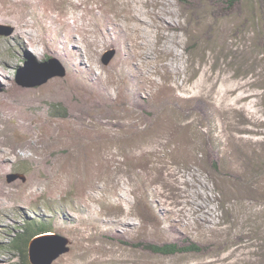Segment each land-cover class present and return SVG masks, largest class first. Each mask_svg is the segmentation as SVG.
I'll return each instance as SVG.
<instances>
[{
	"label": "rangeland",
	"instance_id": "374dc122",
	"mask_svg": "<svg viewBox=\"0 0 264 264\" xmlns=\"http://www.w3.org/2000/svg\"><path fill=\"white\" fill-rule=\"evenodd\" d=\"M188 13L0 0V264L37 218L68 240L52 264H264L259 25L237 13L197 30ZM48 60L65 76L25 86ZM172 243L196 249L143 247Z\"/></svg>",
	"mask_w": 264,
	"mask_h": 264
},
{
	"label": "trees",
	"instance_id": "16d2710c",
	"mask_svg": "<svg viewBox=\"0 0 264 264\" xmlns=\"http://www.w3.org/2000/svg\"><path fill=\"white\" fill-rule=\"evenodd\" d=\"M179 3L189 9V20L196 18L197 30L210 20L215 24L212 31H215L216 25L226 18L249 8V14L242 13L240 16L244 23L250 20L251 15L253 20H257L259 29L257 32V46L264 51V0H179ZM245 17V18H244ZM193 50V46L192 49ZM190 51V50H189ZM192 52V51H191ZM57 111V109L53 108ZM62 111V110H61ZM59 112V109H58ZM56 116L61 115L60 113ZM263 153L260 152L259 157L263 160ZM215 169L219 170V166L214 164ZM52 220L35 219L25 222L19 229L15 231L14 236L11 237L9 242L2 245L8 251L17 255V260L13 264H31L29 260L28 247L30 241L36 236L51 233ZM146 250L152 251L155 254L163 256H173L179 253L189 252L191 249H196L194 246H179L177 243L172 244H151L143 246Z\"/></svg>",
	"mask_w": 264,
	"mask_h": 264
},
{
	"label": "water",
	"instance_id": "95a60500",
	"mask_svg": "<svg viewBox=\"0 0 264 264\" xmlns=\"http://www.w3.org/2000/svg\"><path fill=\"white\" fill-rule=\"evenodd\" d=\"M7 34L0 30V35ZM114 52L111 51L105 55L104 61L107 64ZM37 77L31 82H24L25 86H38L48 82L55 77H64L65 70L53 61L48 60L43 62L37 68ZM16 177V176H15ZM68 240L62 235L54 233H46L33 238L28 247L29 260L31 264H52L60 255L66 253Z\"/></svg>",
	"mask_w": 264,
	"mask_h": 264
},
{
	"label": "bare ground",
	"instance_id": "6f19581e",
	"mask_svg": "<svg viewBox=\"0 0 264 264\" xmlns=\"http://www.w3.org/2000/svg\"><path fill=\"white\" fill-rule=\"evenodd\" d=\"M26 34V32H25ZM43 49V46H42V43L41 41L40 42H37L36 45H35V48H34V51H36L38 53V51H42ZM54 84V81L52 82ZM79 84V83H78ZM28 125V124H27ZM20 129H23V131H26L28 129V127L26 126L25 124V121L21 123L20 125Z\"/></svg>",
	"mask_w": 264,
	"mask_h": 264
}]
</instances>
